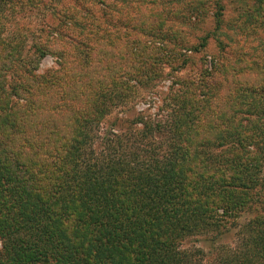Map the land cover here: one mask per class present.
Segmentation results:
<instances>
[{
  "label": "trees",
  "instance_id": "obj_1",
  "mask_svg": "<svg viewBox=\"0 0 264 264\" xmlns=\"http://www.w3.org/2000/svg\"><path fill=\"white\" fill-rule=\"evenodd\" d=\"M120 1L74 0L63 20L73 40L46 26L48 37L28 45L25 19L56 4L0 0V264H207L204 247L185 243L224 236L237 243L209 264H264V96L240 133L222 119L205 70L196 80L173 75L167 119L117 117L101 132L115 102L170 78L148 63L140 70L144 47L198 50L167 37L168 17L146 12L178 0H133L143 40L111 42ZM119 12L116 25L128 28ZM48 54L58 67L38 74Z\"/></svg>",
  "mask_w": 264,
  "mask_h": 264
},
{
  "label": "rangeland",
  "instance_id": "obj_2",
  "mask_svg": "<svg viewBox=\"0 0 264 264\" xmlns=\"http://www.w3.org/2000/svg\"><path fill=\"white\" fill-rule=\"evenodd\" d=\"M58 1L60 2L45 0L50 5L55 3V8H48L44 4L32 11L31 15L25 19L29 29L33 30L32 34L28 33L26 44L32 45L33 40L41 41L48 37L46 26L60 30L64 40H73V33L69 28L71 25L63 20H66L65 15L71 7L70 5H74V0ZM178 1L180 2L170 5L173 7L161 4L147 9L146 12L153 17H155V13H159L160 17H168V22L161 23L168 29L166 30L167 37L170 40H178V42L184 41L188 46L197 45L198 50L182 48L173 54L169 51L159 53L156 52L158 50L155 51L151 47H144L140 52V56L144 60L140 70H146L143 66L148 63L147 66H150L151 69L150 73L160 76L168 75L170 78L157 80L154 86L148 88L140 86L137 92L125 101L115 102L112 111L102 123L101 132L105 131L106 125L117 117H122L127 123H131L139 115L152 121L167 119L168 111L163 106L169 102L168 92L172 87L179 88L178 84L173 83L175 78L173 75L196 80L202 70H205L204 78L208 84H214L208 89V92H211V99L216 104L227 108V113L224 112L222 119L232 122L230 123L232 126L237 123V131L240 133L248 130L249 119L257 121V118L247 114V109L257 105L260 96H264L262 90H258V87L264 86V0ZM122 3L123 1H120L115 4L112 16L117 20V17L121 15L119 11H122L129 26L124 28L121 23V26H118L116 25L117 21L113 20L112 25L109 26L111 34L109 40L113 43L121 40H143L141 33L132 27L137 22L136 18L141 17L138 12L136 13L137 8H135L133 0H127L125 7H122ZM81 6L88 5L82 2ZM166 7L173 10L172 13L163 12ZM79 9L82 8H77L78 11ZM134 9L136 10L133 11ZM18 27L22 26L19 24ZM18 27L14 26V29ZM156 38V35L154 38H150L153 40L152 45L155 44ZM125 51L128 53L124 49ZM183 54H187L188 60H185L186 56ZM128 59H131V56ZM158 59L161 61L158 62ZM56 60L57 58L52 54L46 55L41 59L37 73L43 74L57 68ZM217 60L224 62V66L219 70L215 69ZM124 78L126 79V77ZM240 128H244V130ZM252 131L250 129L251 133ZM210 132L211 136H217L216 134L219 133L218 130H210ZM246 134L248 136L250 133ZM254 135L256 136V134ZM127 136L130 134L127 133ZM136 137L138 139V135ZM214 150L220 152L222 147L214 146ZM250 216V210L244 211L238 219V224H244ZM239 227V225L234 227L233 232L237 231ZM234 239L231 236H224L214 246H211V244L203 242L201 238L194 237L186 242L185 246L204 247L207 253L205 262L209 264L214 261L216 251L223 245L235 246Z\"/></svg>",
  "mask_w": 264,
  "mask_h": 264
}]
</instances>
